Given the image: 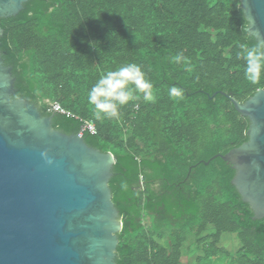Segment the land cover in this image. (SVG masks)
I'll return each mask as SVG.
<instances>
[{
    "label": "trees",
    "instance_id": "16d2710c",
    "mask_svg": "<svg viewBox=\"0 0 264 264\" xmlns=\"http://www.w3.org/2000/svg\"><path fill=\"white\" fill-rule=\"evenodd\" d=\"M246 27L239 0H31L0 19L14 98L66 135L92 121L96 133L84 131V142L114 156L116 264H264V219L252 220L230 165L203 163L247 141V119L213 94L243 103L264 89V75L247 81L237 58L241 44L256 43ZM177 53L185 57L179 63ZM127 63L141 67L154 102L137 94L119 119L98 117L90 88ZM172 86L183 90L180 98L170 96ZM54 103L68 115L53 112ZM210 139L211 150L203 144ZM224 235L238 242L233 252Z\"/></svg>",
    "mask_w": 264,
    "mask_h": 264
},
{
    "label": "water",
    "instance_id": "95a60500",
    "mask_svg": "<svg viewBox=\"0 0 264 264\" xmlns=\"http://www.w3.org/2000/svg\"><path fill=\"white\" fill-rule=\"evenodd\" d=\"M31 0H0V19ZM245 32L264 43V0H239ZM0 28V38L3 36ZM12 69L0 52V264H116L122 222L108 186L111 153L82 136L52 128V118L14 98ZM226 97L248 121L247 141L213 156L234 171L232 186L264 219V89L243 103Z\"/></svg>",
    "mask_w": 264,
    "mask_h": 264
},
{
    "label": "clouds",
    "instance_id": "9594fccd",
    "mask_svg": "<svg viewBox=\"0 0 264 264\" xmlns=\"http://www.w3.org/2000/svg\"><path fill=\"white\" fill-rule=\"evenodd\" d=\"M237 58L245 63V79L253 84L264 75V43L241 44ZM183 53H177L172 60L179 63L184 60ZM153 85L146 79L145 73L136 63H127L117 69L101 75L88 92V102L93 105L96 115L112 119L120 118V107L129 101L138 99L137 94H143V99L154 102ZM182 89L172 86L169 94L180 98Z\"/></svg>",
    "mask_w": 264,
    "mask_h": 264
},
{
    "label": "rangeland",
    "instance_id": "374dc122",
    "mask_svg": "<svg viewBox=\"0 0 264 264\" xmlns=\"http://www.w3.org/2000/svg\"><path fill=\"white\" fill-rule=\"evenodd\" d=\"M215 142L217 143V140L215 141V140L210 139L209 142H203V144H204V147H206L207 149L210 148L209 150H211V149H213V144H215ZM221 244L226 246V248L229 250V252H233V250L237 249V247H238V242L234 238H232V236H230V235H224L222 237ZM183 262H184V264L185 263L187 264V261L185 259L183 260ZM193 263H194V258L191 259L190 264H193ZM188 264H189V261H188Z\"/></svg>",
    "mask_w": 264,
    "mask_h": 264
},
{
    "label": "built area",
    "instance_id": "2783aa9c",
    "mask_svg": "<svg viewBox=\"0 0 264 264\" xmlns=\"http://www.w3.org/2000/svg\"><path fill=\"white\" fill-rule=\"evenodd\" d=\"M51 108H52L53 112H57V113H62V114L68 115V113L63 111L61 109V107L59 106V104H57V103L52 104ZM84 131H88L90 134H95L96 133L95 124L92 121H84L83 122V126L81 128V131L79 132V135L82 136V133Z\"/></svg>",
    "mask_w": 264,
    "mask_h": 264
}]
</instances>
